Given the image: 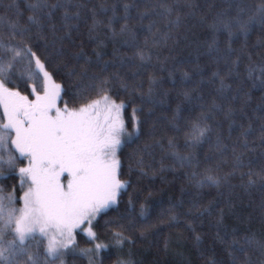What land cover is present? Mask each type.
I'll return each mask as SVG.
<instances>
[{"label":"snow or ice","instance_id":"6c2138e0","mask_svg":"<svg viewBox=\"0 0 264 264\" xmlns=\"http://www.w3.org/2000/svg\"><path fill=\"white\" fill-rule=\"evenodd\" d=\"M225 2L226 7L216 12L210 21L198 16L199 6L195 0H115L111 4L101 3L99 10L89 8L87 0H29L27 8L31 14L27 23H21L22 13L15 0L6 5L15 7L17 13L16 19L0 16V264H76L78 257H87L89 264H94L99 253L109 247L96 243L99 235L93 229L98 226L97 217L109 209L119 213L122 195L132 187L130 179H121L124 172L119 154L140 139L143 125L155 114L157 107L166 104L177 83L180 85L177 94L183 100L176 105L170 121L175 131L181 130L179 121L184 103L199 101L197 106L201 109L198 118L191 122L190 132L185 133V145L195 149L211 140L214 129L209 121L216 111H223L229 120L227 140L232 141L227 143L216 130L214 151L221 157L217 167L228 164L226 154H230L231 171L223 176L209 174L199 179V174L193 171L190 179L199 188L205 184L219 187L230 184L239 174L241 178L247 177L248 187L264 188V105L255 116L258 126L254 127L252 118H248L245 125L233 118L236 110L230 104L225 108L213 98L211 104L206 105L200 89L204 83L218 80L215 91L228 100L227 90L232 86L226 79L239 75L236 72L239 56L230 59L237 52L232 47L233 39L243 34L246 44L254 27L258 25L264 29V0L255 6L246 0ZM117 4L122 7V13L117 12ZM109 9L112 14L106 22L98 18ZM189 19L206 26L210 38L202 55L212 57L217 64L223 61L228 69L224 76L217 70L205 80L199 55L191 71L180 67L183 62H177L171 50L169 55L161 56L160 48L167 46L169 39L173 40V45L179 43L178 39H173L174 33ZM118 21L122 23L117 30ZM82 24L89 38L96 41L97 49L105 46L97 34V29L103 27L112 41L123 37L121 47L130 48L132 52L114 48L112 58L105 60L102 51L94 50L98 70L91 72L93 58L83 49L73 53V59L83 61L79 73L75 68L68 73L77 77L73 95L80 103L78 107H69L65 102L61 108L58 102L64 89L55 83L48 68L64 61L69 45L74 44V33L80 32ZM161 24L166 31L161 30ZM139 30L145 33L142 43ZM221 33L226 34L223 49L220 47ZM169 61L173 62L172 67H168ZM156 65L160 72L167 73L172 89H164L165 78L152 73L148 76L147 90H144L142 73L147 67L155 68ZM256 71L251 64L248 66L249 79L254 82ZM259 72V84L264 87V66ZM22 87L26 94L20 90ZM122 92L128 97H138L140 103L120 98ZM248 95L244 93L245 104ZM130 105L131 132L127 131L123 119ZM240 112L244 114V109ZM234 126L239 131L233 141ZM151 127L154 129V123ZM150 136L152 142H145L138 153L133 154L134 170L142 176L148 175L144 155H151L150 150L155 146L163 148L161 140L155 139L151 132ZM167 144L168 154L181 166H191L194 160L199 164L194 155L182 156L175 150L174 138H169ZM257 152L259 163L254 167L253 160H246V157ZM160 170H164L163 164ZM6 180L16 182L7 193L3 184ZM139 194L137 190L135 195H129L127 215L119 213L105 221L106 230L111 231V225L123 228L125 220L135 225L137 218L144 221L145 229L152 227L148 222L150 206L141 204L136 211ZM182 205L183 201L179 206ZM176 207L173 205L167 210L171 220L176 219ZM205 212L210 213V206L202 208L199 201L193 199L185 214L202 216ZM78 232L87 234L88 242L93 245L91 248L79 246ZM112 236L114 246L122 245L127 239L122 231H114ZM196 240L200 237L196 236ZM253 250L259 253L256 260L251 255ZM228 255L231 264H264V240L233 233ZM118 264L125 262L118 261Z\"/></svg>","mask_w":264,"mask_h":264},{"label":"trees","instance_id":"16d2710c","mask_svg":"<svg viewBox=\"0 0 264 264\" xmlns=\"http://www.w3.org/2000/svg\"><path fill=\"white\" fill-rule=\"evenodd\" d=\"M28 2L29 0H15V3L19 4V11L22 13L20 16L21 23H27V17L31 14V11L27 8ZM105 2L111 4L115 0H87L89 8L96 7L98 10L99 5ZM9 3H12V0H3V4H0V16L16 19L17 9L6 7ZM195 3L199 6L197 9L198 16H205L209 21L216 12L226 7L225 0H195ZM246 3L255 6L260 3V0H246ZM122 11V7L117 4V12L122 13ZM111 14L109 9L108 12L101 13L98 18L106 22L107 17ZM120 23L122 21L115 24L117 30ZM159 27L162 31H166L162 24ZM97 34L104 41L105 46L102 49H97L96 41L89 38L87 29L82 24L80 32L74 33V44L69 45L67 55L61 63L62 66L63 64L67 66H59L62 68L60 75L57 73L59 68L56 67V64L50 66L51 70H49L53 79L57 80L64 89L60 103L67 102L69 107H78L80 103L73 95L76 90L77 77L70 76L68 73L73 68L79 73L83 61L77 62L73 59V53L83 49L84 53L93 58L90 72L98 70L95 64L94 50L102 51L105 60L112 58L114 48H120L122 52L131 54L132 49L121 47L123 37L112 41L108 38L110 33L103 27L97 29ZM139 35L142 43L145 35L143 30H139ZM209 38L210 33L206 26L201 25L198 20L189 19L174 33L173 39H178L179 43L173 45V40L169 39L167 46L160 48V54L162 57L169 55L171 50V54L177 57V62H183L180 67L188 71L192 70L199 55V63L204 70L205 80L211 76L213 71L217 70L221 76H224L228 69L223 61L217 64L212 57L202 55L206 52V42ZM219 39L220 47L223 49L226 34L221 33ZM232 47L237 52L230 59L235 60L239 56V64L236 68L239 75H233L226 79V83L232 86L231 90H227L229 99L225 100L223 96L215 91L219 86L218 80L216 83L206 82L200 86V89L204 95L206 105H210L213 98L225 108L230 104L236 110L233 117L236 121L247 125L248 118H252L255 127L259 124V121L255 120V116L260 114L261 107L264 105V87L259 84V68L264 66V29L258 25L254 27L247 36L246 44L244 35L238 34L233 39ZM249 56L251 59H249ZM250 64L257 69L255 82L249 79L248 66ZM172 66L173 62L169 61L168 67ZM152 73L165 78L164 89L173 88V85L167 79V73L160 72L159 65H156L155 68L147 67L142 73L141 78L144 80L145 91L148 87V76ZM237 89H239V92H237ZM20 90L25 92L23 87ZM179 90L180 85L177 83L176 88L167 97L166 104L157 107L155 114L143 125V134L140 139L123 149L119 154L124 172L121 179L132 181V187L127 190L126 194L122 195L119 213L127 215L129 195H135L136 191L139 190L140 194L136 196V211H139L141 204L150 206L151 214L148 222L152 227L145 229L144 221L137 218L135 225H130L128 220H125L123 221V228L111 225V231L106 230L105 221L119 214L114 209L107 210L106 214L97 217L99 223L93 230L99 235V240L96 243L106 244L109 247L99 253L94 264H101V259L103 264H118V261L125 262V264H129V262L130 264H211L212 261H215V264H228L229 261L231 262V257L228 255V244L233 233L238 236L254 235L257 239L264 240V188L259 186L248 187L246 184L247 177L241 178L239 174L231 179L230 184H221L219 187L205 184L202 188H199L190 179L193 171L199 174L197 179L209 174L223 176L231 171L230 154H226L229 163L220 164L217 167L221 157L214 151L216 130L220 131L227 143L231 144L232 141L227 140L229 120L225 118L223 111H216L213 119L209 121L214 129L211 140L205 142L199 148L187 147L185 145V133L190 132L191 122L198 118L201 109L197 106L199 101H194L192 104L184 103L182 105V119L179 121L181 130L179 132L175 131L170 121L176 105L183 100V97L177 94ZM246 92L249 94L247 104L244 103V93ZM232 96L238 98L231 100ZM120 98L131 99L134 104L140 103L138 97H128L123 92L120 94ZM131 107L132 105L127 108L129 114H131ZM241 108L244 109V114H241ZM100 111L104 115L103 108ZM0 113H2V109H0ZM153 123L155 125L154 129L151 127ZM238 131L239 129L234 126L232 130L233 141ZM150 132L154 134L155 139L162 141L163 148L155 146L150 150L151 155H144L145 170L148 175L142 176L139 171L134 170L136 165L133 154L138 153L145 142H152ZM169 138H174L177 152L182 156L194 155L199 159V164L197 165L194 160L191 166L187 164L181 166L178 160L168 154L167 142ZM248 158L253 160L254 167H258V152L250 153L246 160ZM162 164L164 166L163 171L160 170ZM130 166L133 169L131 173L129 172ZM244 171H247V169L245 168ZM14 183L16 182L13 180L3 181L5 193L10 191ZM149 193H151L150 196ZM193 199L198 200L202 208L210 206V213L205 212L202 216L186 215V209ZM181 201H183V205L179 206ZM173 205H177L174 209L175 220L169 218L167 211ZM189 224H191V227L188 226ZM114 231H122L123 235L127 237L120 246H114L112 236ZM196 236L200 237L199 241L196 240ZM76 239L79 241L81 248H91L93 246L88 242L89 237L86 233L78 232ZM82 240L86 243L80 244ZM251 255L254 260L259 258V253L254 250L251 251ZM69 260L71 261V257ZM78 261L79 264H89L87 257H78Z\"/></svg>","mask_w":264,"mask_h":264},{"label":"rangeland","instance_id":"374dc122","mask_svg":"<svg viewBox=\"0 0 264 264\" xmlns=\"http://www.w3.org/2000/svg\"><path fill=\"white\" fill-rule=\"evenodd\" d=\"M59 66H61V67H63L64 66V64H63V66L61 65V64H59V65H57L56 67L57 68H59L58 69V75H60V72L62 71V68L61 67H59ZM56 67H55V70H56ZM51 70V67H49L48 68V71H50ZM51 72V71H50ZM55 81V83H57V84H60V83H58L57 82V80H54ZM61 85V84H60ZM10 86V85H9ZM10 87H12V86H10ZM25 94H26V92H25ZM62 94V93H61ZM58 105L61 107V108H63L64 107V104H62V103H60V101L58 102ZM103 112V111H102ZM101 119H103V115L101 114ZM123 119L125 120V124H126V128H127V131H129V132H131L133 129H132V125H131V114H129V110L127 109L126 111H125V114L123 115ZM65 183H66V180L64 181ZM126 226H127V224H125ZM86 242L84 241V240H82L81 242H80V244H85ZM72 259V258H71ZM71 262V261H70ZM76 264H79V261H78V258H76ZM228 264H231V262L229 261L228 262Z\"/></svg>","mask_w":264,"mask_h":264}]
</instances>
